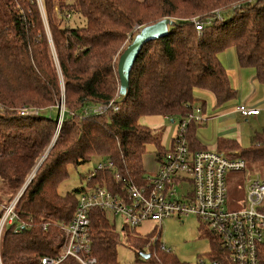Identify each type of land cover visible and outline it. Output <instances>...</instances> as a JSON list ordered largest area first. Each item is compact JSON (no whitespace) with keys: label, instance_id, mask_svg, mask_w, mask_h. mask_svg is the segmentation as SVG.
<instances>
[{"label":"trees","instance_id":"trees-1","mask_svg":"<svg viewBox=\"0 0 264 264\" xmlns=\"http://www.w3.org/2000/svg\"><path fill=\"white\" fill-rule=\"evenodd\" d=\"M164 18L174 21L168 34L143 46L128 94L118 96L117 62L135 27ZM195 19L205 22L202 31L196 30ZM230 47L240 66L254 67L264 83V0H0V189L13 194L32 178L16 205L26 226L19 233L13 226L3 232L2 264H41L44 256L57 257L62 224L72 220L88 187L144 185L147 146L155 145L159 165L167 148L156 129L141 119L158 115L181 120L198 106V89L213 93L218 105L233 99L236 89L220 60ZM110 101L117 110L84 115L85 108ZM33 109L35 114H21ZM54 109L57 117L47 116ZM195 129L193 123L187 132L191 149L208 150L195 138ZM219 143L240 149L248 165L264 171V134L244 149L224 138ZM93 158L111 161L113 167L97 165L83 176L86 186L60 194L69 166ZM90 219V255L96 264H120L121 231L115 220L99 209L91 211ZM204 232L213 245L207 258L231 264L215 234L207 228ZM122 233L138 258L143 252L150 253L143 259L154 264H189L163 248L159 231L144 238L125 223ZM129 234L135 241L128 240ZM260 249L264 264V243ZM59 264L82 263L67 257Z\"/></svg>","mask_w":264,"mask_h":264},{"label":"built area","instance_id":"built-area-1","mask_svg":"<svg viewBox=\"0 0 264 264\" xmlns=\"http://www.w3.org/2000/svg\"><path fill=\"white\" fill-rule=\"evenodd\" d=\"M207 23H211L210 20ZM194 24L197 31L204 29V21L195 19ZM139 29L140 26L135 27V31ZM108 109L117 110L118 105L110 101L87 107L84 115L103 113ZM237 109L243 116L260 113V109L250 108L245 104L238 105ZM202 111V107L197 106L180 120L176 133L170 139V145H165L167 151L158 169L147 174L144 185L125 182L120 190L110 189L105 185L93 186L80 194L72 220L62 224L65 243L61 252L54 258L42 257L41 264H59L67 257H74L82 264L97 263L96 258L90 255V214L95 209L121 215L131 228H137L145 219H151L157 223V231L164 219L173 216L180 218L193 213L218 238L225 253L224 258L229 263L260 264V248L264 243V173L253 169L248 172L247 161L241 156H230L216 150L193 151L187 141V132L192 123L201 124L206 121ZM36 112V109L21 110L24 115ZM63 114L64 110L61 111L60 122ZM105 166L112 168L113 163H98V169ZM229 172L245 173L246 197L241 200L240 207H227L229 196L226 175ZM31 179L28 178V183ZM121 180L117 173L116 181ZM186 184L189 185V190L186 194H181L178 187ZM21 194L18 193L11 202L0 203V240L2 233L10 226L18 233L26 226V222L19 219L16 211ZM47 227L48 224L45 223L44 228ZM197 264L226 262L220 257H206L199 259Z\"/></svg>","mask_w":264,"mask_h":264},{"label":"rangeland","instance_id":"rangeland-1","mask_svg":"<svg viewBox=\"0 0 264 264\" xmlns=\"http://www.w3.org/2000/svg\"><path fill=\"white\" fill-rule=\"evenodd\" d=\"M140 29L134 32L133 37L136 33L140 31ZM130 42H127L124 49ZM229 49L232 50L231 56L234 58L235 56L234 55L235 53H233L234 49L233 48H229ZM195 97L197 98L196 104L198 106L206 105L208 107L207 111H209V113L212 112L216 114V112L219 109H222L226 105L230 107H233L234 104L240 105V102L237 103V101L242 98V95H241V92H237L236 98L230 101H227L221 107H216V108H215L216 106L215 98L208 91L198 89L195 92ZM247 99L245 98L241 101L243 103H246ZM62 106H61L60 114L62 110H65V107L63 109ZM233 109H235V106L233 107ZM50 114H52V116L56 118L57 110L54 109L51 112L49 111L47 113V116H49ZM179 122H180V119L178 117L176 118L174 122H172L170 119H167V118L165 119L163 116H158V115L145 116L141 119L142 124L156 129V132L162 138V141L165 145H170V137L176 133V129H177ZM223 125H233L234 127L233 131L239 132V134L241 135L243 139V144H241L242 145L241 147L242 148L249 147V145L251 144V140L254 137V134L256 133L255 132L256 127H255L254 121H252L251 119L247 121L240 114L233 118H229L225 121H222L221 123L211 120L206 125H203L201 127L198 126L195 130V132H197V141L198 142L201 141L198 136L199 133L200 135H202V137L203 135L205 136L203 137L204 139H209L213 135L216 136L215 133L217 131V128L219 126L222 127ZM262 127H263V124L257 127L259 129L258 131H260ZM155 152H156L155 145L150 144L147 146V150L145 154L146 161L144 162L145 164L146 162H149L150 167L151 166L153 167L154 165ZM98 163H99V160L97 158H93L90 162L82 164L78 167L73 166V165L69 166V176L59 184L58 186L59 193L62 195H66L68 192H72L75 189L81 188L82 186H86L87 180L83 176H86L89 172L93 171L97 167ZM247 166H248L247 167L248 172L252 169L257 170L253 165L249 164ZM260 170L263 171L262 169H259L257 171H260ZM34 172L32 173L31 177H33ZM226 180H227L228 196H229L227 207L228 208L240 207L241 200L245 199L246 197L245 188H244L245 173L229 172L226 175ZM27 184H28V179L26 183L23 185V187L13 194L5 193L6 192L5 188L0 189V201L8 202L7 200L9 199L11 202L12 200H14L16 196L13 198H10V197L12 195H15L16 193H23ZM178 189H179L178 191L181 194H186L189 190V185L186 184L184 187H178ZM108 216L111 218L112 221L115 220L117 230L121 231V240L117 245L118 262L120 264H154L150 260H145L141 258L140 256H139L140 258L139 259L137 257L138 251L132 248L128 244V242L124 240L123 238L124 235L122 233L123 225H125L124 218L121 215L115 216L112 213H109ZM156 224L157 223L151 219H145L141 225L137 226V228L136 227L134 228L136 229V233L137 234L139 233L144 238L153 237L158 232V231H155ZM203 226L204 225L202 221L200 220V218L196 214H193V213L187 216L183 215L180 218L175 217V216L166 218L162 222L161 228L159 229L160 242L166 248L171 249L172 253L175 254L182 262H187L189 264H196L199 261V259H205L209 255V252L212 250V247H213L210 236H208V234L204 232V229L206 227L205 226L203 227ZM3 234L4 233H2V236ZM128 240L135 241L132 234H129ZM64 243H65V240L62 241V244L60 246V252L62 250V245Z\"/></svg>","mask_w":264,"mask_h":264},{"label":"crops","instance_id":"crops-1","mask_svg":"<svg viewBox=\"0 0 264 264\" xmlns=\"http://www.w3.org/2000/svg\"><path fill=\"white\" fill-rule=\"evenodd\" d=\"M230 48H233V47H230ZM231 51L232 50L228 48V49L224 50L223 52H221L220 53V60H221L222 64L224 65V67H225V69L229 75V79H230V83H231L232 87L234 89H236V96H237V92H241L242 98L240 100H238L237 103L240 102V104H245L247 107H250V108H258V109H260V113L257 115L243 116L239 112V110L237 109L238 105L234 104L235 109H233L234 106L230 107V106L226 105L222 109H219L216 112V114H214L212 112L209 113V111H207L208 107L206 105H202V106H198V107H202V109H203L202 113L205 116L206 121L201 123V124L195 123L196 128L198 126L201 127L203 125L208 124L209 121H211V120L212 121L214 120V121H217L218 123H221L222 121H225L229 118H233V117L240 114L247 121L249 119L254 121V124L256 127V128L254 127L255 132H256L254 134V137L263 136V134H264V83L260 82L258 80L256 69L254 67H242V66H240V64L237 60V56H236L235 51L233 52V53H235L234 58L231 56V53H232ZM209 93L213 95V93H211V92H209ZM236 96L234 98H236ZM213 97L215 98L214 95H213ZM247 97H248V99H247ZM245 98L247 99V101H246V103H243L241 100H243ZM215 101H216V98H215ZM222 105H218L216 102L215 108L221 107ZM164 118L166 119V117H164ZM260 123L263 124V127L260 129V131H258L259 129L257 127L261 126ZM233 128H234L233 125H223L222 127L219 126L217 128L216 133H215L216 136L213 135L214 137L212 136L209 139H204L203 137H205V136L203 135V137H202V135H200V133H199L198 136L201 140V141H199L200 146L202 148H205L208 150H216L218 152H222V153L230 155V156H236V157L239 156L240 157L241 156L240 149H234V148H231L230 146H227L226 144L220 145V143H219V141L224 138V139H228L232 142H235L238 146H240L241 149H244L241 147L242 146L241 144H243V139H242L241 135L239 134V132L233 131L234 130ZM171 137H170V139H171ZM254 137L252 138V140L254 139ZM195 138L197 139V132H195ZM252 140H251V143H252ZM144 161H146L145 155L143 158L144 168L149 173L154 172L159 167V164L155 160H154L153 167L152 166L150 167L149 162H146V164H145ZM255 168L257 170H259V168H257V167H255ZM148 170H150V171H148Z\"/></svg>","mask_w":264,"mask_h":264},{"label":"water","instance_id":"water-1","mask_svg":"<svg viewBox=\"0 0 264 264\" xmlns=\"http://www.w3.org/2000/svg\"><path fill=\"white\" fill-rule=\"evenodd\" d=\"M174 21L171 18H164L156 23L144 26L138 33L134 35L131 42L119 55L117 62V72L119 76L120 86L119 94L127 96L130 86V74L133 65L141 52L143 46L152 40L159 39L169 32V26L173 25ZM63 105V106H62ZM64 109V101L61 104ZM173 122V120H171ZM62 122V121H61ZM143 258L147 259L150 257V253H141Z\"/></svg>","mask_w":264,"mask_h":264}]
</instances>
